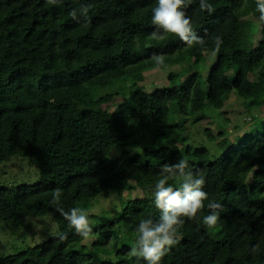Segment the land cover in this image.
I'll use <instances>...</instances> for the list:
<instances>
[{"label":"trees","instance_id":"obj_1","mask_svg":"<svg viewBox=\"0 0 264 264\" xmlns=\"http://www.w3.org/2000/svg\"><path fill=\"white\" fill-rule=\"evenodd\" d=\"M208 2L215 9L211 15L199 9V0L187 9L205 51L187 47L172 34L151 38L156 0H63L57 5L0 0V164L33 157L40 174L35 185L0 187V223L51 216L58 230L41 245L0 253V264H136V257L125 255L128 250L118 263L79 250L85 238L51 203L52 193L61 190L65 211H90L98 196L121 194L132 189L131 182L139 189L154 186L161 167L180 159L203 174L209 200L224 211L212 228L217 239L202 218L186 219L181 240L163 264H264V122L235 147L237 141L222 135L217 143L222 154L213 155L205 147H185L184 120H171L176 107L174 113L203 121L207 110H222L234 92L248 107H264V20L260 31L250 20L260 18L256 0ZM81 6L89 13L78 23L71 12ZM216 36L223 39L217 62L203 75L200 68ZM154 54L164 56L166 67L160 71H170V86L147 93L143 83L145 74L156 70ZM175 67L182 71H171ZM113 86L128 98L112 111L99 92ZM136 132L150 135L155 147L131 153L139 146ZM208 136L214 139L211 131ZM112 149L121 150L118 158L107 157ZM159 215L152 197L128 202L118 217L89 218L103 243L119 226L136 239L139 221Z\"/></svg>","mask_w":264,"mask_h":264},{"label":"rangeland","instance_id":"obj_2","mask_svg":"<svg viewBox=\"0 0 264 264\" xmlns=\"http://www.w3.org/2000/svg\"><path fill=\"white\" fill-rule=\"evenodd\" d=\"M257 26V31L262 28V20L260 18H250ZM261 38V34L258 33L255 38V43H258ZM217 62V55L212 56V53L205 54V60L200 68L204 73L203 75H208L211 67ZM188 66V65H187ZM171 71L181 72V67H175ZM170 71L163 72L160 70H153L145 74V86L146 92L151 93L155 90H163L170 86V81H168L167 76ZM204 77L202 80L204 81ZM252 83L256 84L257 79L254 76L250 77ZM99 95H105L108 104L107 107L110 110H115L120 104L124 103L127 96L121 94L117 87H110L103 89L99 92ZM226 106L222 110L209 109L205 112L206 119L197 122V116H181L176 111V107L172 108L171 120L175 122H182L183 120V134L187 141L185 142V147H205L213 155H220L217 148L218 141L222 140V135L224 137H229L233 142L237 141L233 147L238 146L241 138L246 136L250 137L253 131L254 125L256 123L262 124L264 122V107H248V103L238 98L237 94L234 92L230 97V100L226 102ZM256 118V122L252 119ZM149 129L148 124L146 126ZM208 131H211L213 135V140L209 138ZM221 132L223 134H221ZM135 133V139L139 142L138 148L129 150L131 153L139 152L141 153L146 147H155L150 142V135L145 132H140V136ZM137 137V138H136ZM238 144V145H237ZM120 149H112L107 152V157L109 159H116L120 156ZM40 180V174L37 167L36 158L28 157H14L10 161L0 164V187H18L24 185H35ZM133 186L132 189H128L125 192L119 194L117 192L114 199L108 198L110 193L114 191H109L98 196L93 203L90 205V215H95L98 217H118L121 215L122 210L126 207L127 203L143 198H152L154 186L147 189L135 188V183L131 182ZM93 226L97 225L94 221ZM100 231H102L100 229ZM211 235L214 239L218 238L217 229L211 230ZM58 236V230L55 222L51 216L45 217H28L21 220L16 225H6L0 223V253L3 255H13L21 252L29 247H35L43 244L45 241L55 238ZM181 238H178V241ZM135 239L128 233L126 228L119 226L116 228L115 233L107 241L101 243V236L99 231L92 232L89 238L84 239L81 245L78 247L84 254H95L101 261H110L113 263H118L120 256L124 251L128 250L125 254L129 257L130 249L134 246ZM77 249V250H78ZM124 257V256H122Z\"/></svg>","mask_w":264,"mask_h":264},{"label":"clouds","instance_id":"obj_3","mask_svg":"<svg viewBox=\"0 0 264 264\" xmlns=\"http://www.w3.org/2000/svg\"><path fill=\"white\" fill-rule=\"evenodd\" d=\"M62 2L63 0H47L51 5ZM192 3L193 0H156L151 10V23L155 26L151 38L162 40L166 35L172 34L187 47L199 45L205 48L204 38L197 34L187 16V9ZM199 9L209 15L215 12L208 0H199ZM256 11L259 12L260 19L264 20V0H256ZM88 13L89 7L81 6L79 11L73 10L71 16L79 23L80 17L87 19ZM222 43L221 36L214 38L213 57L220 52ZM151 59L157 70L166 67L163 55L154 54ZM170 181H178V187H174ZM204 187L203 174L194 172L189 162L184 159L161 167L160 178L153 189L154 204L160 215L156 220H140L135 229L136 239L129 255L137 258L136 264H140L141 259L144 264H163L164 257L169 255L172 247L178 243L179 233L186 219L201 222L202 218L203 225L210 229L218 226L221 212L224 211L223 206L215 200H209ZM61 194L59 188L54 190L51 203L57 207V211L68 222L69 227L75 229L78 236L89 238L93 231L89 211L80 207L65 211L61 206ZM115 196L116 193L112 192L108 198L114 199Z\"/></svg>","mask_w":264,"mask_h":264}]
</instances>
